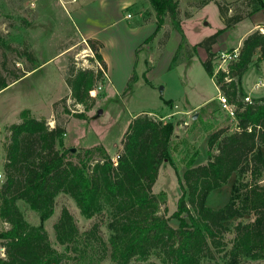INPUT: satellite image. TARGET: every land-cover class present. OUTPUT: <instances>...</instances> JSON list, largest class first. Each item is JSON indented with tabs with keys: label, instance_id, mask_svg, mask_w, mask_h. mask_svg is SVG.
<instances>
[{
	"label": "trees",
	"instance_id": "16d2710c",
	"mask_svg": "<svg viewBox=\"0 0 264 264\" xmlns=\"http://www.w3.org/2000/svg\"><path fill=\"white\" fill-rule=\"evenodd\" d=\"M149 1L156 13L157 26L145 42L153 40L166 17L180 36L172 66L177 53L189 44L181 24L180 2ZM210 1L203 0L202 5ZM215 1L220 6L225 28L245 18L240 14L228 15V6L221 0ZM244 3L249 7L248 16L264 9V0H244ZM223 29L192 45L189 52L191 56L198 47L206 49L203 64L211 77L212 59L216 54L212 47ZM89 42L93 50V56L89 57L99 61L107 71L101 53L103 43L94 38ZM0 44L18 51L1 35ZM19 52L33 63L28 71L44 63L37 62L31 49ZM4 55L3 66L7 63L6 53ZM255 56L258 61L264 60V33L258 29L244 39L239 60L230 65V75L238 81L226 82L222 72L216 78L220 90L237 106V129L220 127L212 131L208 137L207 162L193 165L194 160H189L179 178L181 195L171 216L167 215V206L161 212V202L165 199L152 191L160 166L170 157L175 126L172 120L156 119L149 113L135 115L115 165L102 145L88 147L83 154L73 153L64 146L65 127L60 124L50 127L45 119L31 115L29 109L22 110V121L8 128L11 134L4 163L6 180L0 190V218L7 226L0 230V245L5 249L0 264H65L67 253L52 245L43 224H30L17 203L24 200L45 221L53 215L60 193L69 194L87 218L107 214L110 231L107 244L114 264H201L204 257L213 254V248L223 251L227 247L224 236L229 230L228 222L235 218L240 221L234 226L229 262L237 264L248 258L264 260V96L253 99L252 103L244 102L246 93L240 85L242 75ZM103 69L91 66L71 71L67 82L78 103L89 107L93 97L90 90L103 79ZM26 74V71L16 72L13 77H7L0 70V89ZM136 80L134 71L128 86ZM204 108V114L219 111L215 100L201 107ZM74 114L88 118L85 111ZM95 152L100 158L92 162ZM71 156H77L78 161L71 160ZM234 173L237 178L227 203L219 208L208 206L210 193L221 188ZM250 214L254 215L253 220H241ZM171 218L178 221L177 226L170 222ZM97 225L90 230L91 235L98 231ZM54 229L58 242L66 249L79 246L80 229L66 206L54 223Z\"/></svg>",
	"mask_w": 264,
	"mask_h": 264
},
{
	"label": "rangeland",
	"instance_id": "374dc122",
	"mask_svg": "<svg viewBox=\"0 0 264 264\" xmlns=\"http://www.w3.org/2000/svg\"><path fill=\"white\" fill-rule=\"evenodd\" d=\"M128 1L131 0H0V35L4 41L18 49H6L0 44V70L7 77H13L16 72H28L33 63L19 50L31 49L37 57V62H44L37 69L0 89V172L4 174L0 179V190L6 180L4 163L7 161L6 146L10 143L11 134L8 128L12 123L22 121L21 111L24 109H29L34 117L45 119L50 127L58 124L65 127L64 146L70 148L73 153L83 154L88 147L102 145L112 158H117L123 151L125 134L137 115L149 113L156 119L161 117L164 121L172 120L175 126L170 157L160 166L152 191L165 199L161 202V212H164L167 206L168 216L177 209L181 195L179 178L188 167L189 160H194L193 165L207 162L209 134L220 126L229 127L231 131L237 128V121L231 120L225 111L207 115L204 114L206 107L203 110L200 107L198 113L189 112L177 118L164 116L165 111L173 107L170 100L166 102L164 99L172 98L179 107L189 110L190 104L194 105L204 96L216 95L218 92L216 83L203 64L207 57L206 49L198 47L196 52L189 56L192 45L226 27L220 6L215 0L204 5L203 0H179L181 17L186 19V37L191 44L188 42L187 47L177 53L172 66L171 61L178 47L176 45L174 49L175 43H179L180 36L169 17L165 18L166 23L161 29L159 41L156 42L155 37L145 45H140L138 51L144 49L139 54L140 58L147 57V45L156 47L152 49L156 60L151 75L152 83H148L144 77H139L137 84L133 82L122 92H117L113 87H105L108 79L103 73V79L97 83V88H101L96 90V96L89 100V107L78 103L67 80L81 67L96 64V60L90 58L93 56L90 38L84 34L82 27L84 25V28H87L85 22L91 23L92 30L96 31L99 38L106 40L108 44L105 51L114 62V70L115 67L117 70V58L132 57L134 44L139 39L137 35L130 34L125 23L131 20L133 23L146 20L154 10L149 0H133L130 4ZM221 2L228 6V15L240 14L245 16V19L218 34L212 47L215 50L236 44L247 25L259 18L264 20V9L248 16L249 7L244 0ZM98 5H107V8L100 10ZM117 7H122V10ZM121 14L126 18L122 20L124 23L107 26ZM4 53L7 58L5 66L2 65ZM150 62H153V59ZM149 63L147 62L146 68L150 67ZM138 69L142 70L140 61ZM99 109L103 110L100 115ZM80 111H85L88 118L75 116L74 113ZM57 147L60 148L59 145ZM70 158L78 161L77 156ZM99 158V153L95 152L92 162ZM236 178L237 173H234L221 188L212 191L207 198V205L212 208L225 205L230 199ZM17 203L25 219L32 225L43 224L52 245L58 251L67 253L65 264H114L107 244L110 235L107 214L85 217L75 200L66 193L57 195L54 213L45 221H42L39 213L24 200H18ZM64 206L73 213L80 229L81 239L76 249H66L56 238L54 223ZM253 219L254 215L250 214L241 220ZM238 221L240 219L235 218L228 222L229 230L224 236L227 247L223 251L213 248V254L204 257L201 264H231L228 251L235 236L234 226ZM170 222L174 226L178 225L175 218H171ZM96 223L98 231L92 236L89 232ZM5 226L7 223L0 218V230ZM80 253L83 255L80 256ZM4 255L5 249L0 245V256ZM237 264H264V260L248 258Z\"/></svg>",
	"mask_w": 264,
	"mask_h": 264
},
{
	"label": "crops",
	"instance_id": "0c3cea01",
	"mask_svg": "<svg viewBox=\"0 0 264 264\" xmlns=\"http://www.w3.org/2000/svg\"><path fill=\"white\" fill-rule=\"evenodd\" d=\"M128 2H129L128 4H130L131 2H133V0L128 1ZM98 7L100 8V10H105L107 8V5H100V6L98 5ZM117 8H121V10H122V7H117ZM140 14L141 13H139V15ZM180 16H181V14H180ZM123 19H126V18L123 17V15L121 14V16H119L113 22L109 23L107 26H113V25H115L117 23H124L122 21ZM156 20H157L156 19V13L153 10V13H152V15H150V18H148L146 20H142V21H139V22H136V23H133L132 20H131V21H127L125 23V27L127 29H129L130 34H132L134 36L137 35L139 37V39L134 44L135 47H134V52H133L132 57H130L129 59H122L119 56L117 58V60H116L117 63H118V69L117 70H116V67H115V70H114V68L112 66V64L114 62H113L112 58L109 57V55L105 51V48L107 47L108 43L106 42V40H103V39L99 38V36H98V34L96 33L95 30H92L91 23L85 22L87 24V26H86L87 28H84V25L82 27V31L84 32V34L88 35L89 38H96V39L100 40L103 43V46L101 48V53H102V55L104 57V60L106 62V65H107L106 68H107L108 75H109V79L105 82V87H107V86L109 87L110 86V87H113L115 91L122 92L123 90H125L128 87L129 79H130V77H131V75H132V73L134 71L137 74V80L134 83L137 84L140 81L139 77L140 78L144 77L148 81V83H152L151 75H152L153 70L155 69L154 64H155V61H156L154 59V52L152 51V49H155L156 47L151 48L150 45H147V48H145L146 51L148 52L147 57H142V58H140L139 54L144 49H142L140 51H138V49L140 48V45H145L147 43V42H145V40L155 31L156 26H157V21ZM185 20L186 19H183L181 17V24H182L184 32H185V34L187 36L186 28L184 27V21ZM259 25L264 26V20H260V18H259L257 20H254L250 25H247V28L243 30V32L239 36L236 44L234 43V44H232V45H230V46H228L226 48H221V49H217V50L213 49V51L217 53L219 51H228V50H232V49H234L236 47H241L242 44H243L244 39L250 33H252L253 31L257 30ZM107 26H105V27H107ZM161 35H162V31L160 30L157 33V35L155 36L157 38L156 42L159 41ZM155 37H154V39H155ZM177 43L178 42L175 43L174 49H176V47H177L176 45H178ZM164 49H166V47ZM152 59H153V62H150V61H152ZM139 61L142 64V70L141 71H139V69H138ZM147 62L148 63L150 62L149 63V65H150L149 68H146ZM29 72L30 71H28L27 73H29ZM260 79L262 81L264 79V60L263 61H258L257 60V56H255L253 58L252 63L249 65L248 69L242 75V77L240 79V85L242 86V88H243V90H244V92L246 94H250L252 97L258 98V97L264 96V87H260V88H255L254 87L255 82H257ZM216 88L218 90L216 95L204 96L203 99L200 102H198V103H196L194 105L190 104L191 108L189 110H184L181 107H179V105L177 103H175L172 98L164 99L163 101L167 102V101L170 100V103L173 104V107H170V110H168V111L163 110V111H165L164 116L165 117L169 116V117L177 118V117L181 116V114L186 115L189 112H195L196 113L197 110L200 107L205 106L208 102H210L212 100H215L217 102V105L219 106V111L217 112V114H218L220 111H222V109H221V106H220V104H219V102L217 100V96H218V93H219V88H218L217 85H216ZM140 112H141V110L139 112H137V114L140 113ZM210 114L211 113H208L207 115H210ZM213 114H216V113H213ZM220 127H222V126H220ZM220 127H217L214 130H216V129L220 128Z\"/></svg>",
	"mask_w": 264,
	"mask_h": 264
},
{
	"label": "built area",
	"instance_id": "2783aa9c",
	"mask_svg": "<svg viewBox=\"0 0 264 264\" xmlns=\"http://www.w3.org/2000/svg\"><path fill=\"white\" fill-rule=\"evenodd\" d=\"M258 30L261 33H264V26L259 25L258 26ZM239 58H240V47H236V48H234L232 50H228V51L217 52L214 55L213 59H212V64H213L212 79L214 80V82L216 83V78H217L218 74L221 73V72L225 74L224 79H225L226 82H230L232 80H237L236 77L230 75V65H231V63L238 61ZM95 62H96V64H94L92 67L103 69V67H102V65H101V63L99 61L96 60ZM103 73L105 74L106 78L109 79L108 71L103 69ZM254 87L255 88L264 87V82L260 79L257 82H255ZM100 88H101V86H100ZM100 88L96 87L95 89L90 90V95L95 97L96 94H97L96 90H98ZM218 88H219V86H218ZM253 99H255V97H252L250 94H246L243 97V101L247 102V103H252ZM217 100H218V102H219V104L221 106V109L223 111H225L228 114V116L231 117V120H236L237 121V116H236V108H237V106H236V104L232 103L228 99V96L225 93H223L220 90V88H219V93H218V96H217ZM51 126H54V125H51ZM236 127H237V122H236ZM118 158H119V155H118L117 158H112L113 163L115 165L118 164ZM3 175L4 174L2 172H0V179L3 178Z\"/></svg>",
	"mask_w": 264,
	"mask_h": 264
},
{
	"label": "water",
	"instance_id": "95a60500",
	"mask_svg": "<svg viewBox=\"0 0 264 264\" xmlns=\"http://www.w3.org/2000/svg\"><path fill=\"white\" fill-rule=\"evenodd\" d=\"M163 87H161V89H162ZM103 112V110L102 109H99L98 110V114L100 115L101 113ZM198 116V115H197Z\"/></svg>",
	"mask_w": 264,
	"mask_h": 264
},
{
	"label": "bare ground",
	"instance_id": "6f19581e",
	"mask_svg": "<svg viewBox=\"0 0 264 264\" xmlns=\"http://www.w3.org/2000/svg\"><path fill=\"white\" fill-rule=\"evenodd\" d=\"M85 51H88V50H85ZM84 57V56H83Z\"/></svg>",
	"mask_w": 264,
	"mask_h": 264
}]
</instances>
